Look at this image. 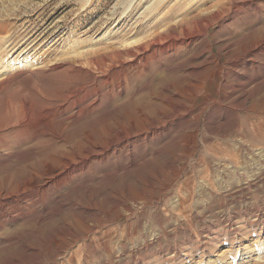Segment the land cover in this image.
Returning <instances> with one entry per match:
<instances>
[{"label": "rangeland", "instance_id": "rangeland-1", "mask_svg": "<svg viewBox=\"0 0 264 264\" xmlns=\"http://www.w3.org/2000/svg\"><path fill=\"white\" fill-rule=\"evenodd\" d=\"M145 1L0 0V66L19 53L9 42L36 36L41 61L0 82V132L15 131L0 153V264H264V0H234L195 46L119 58L110 31ZM212 54L236 91L222 102L220 71L201 67L215 101L186 110L205 97L186 70ZM82 84L95 95L61 114ZM22 98L53 107L8 123L4 105ZM98 144L64 183L39 187Z\"/></svg>", "mask_w": 264, "mask_h": 264}, {"label": "bare ground", "instance_id": "bare-ground-1", "mask_svg": "<svg viewBox=\"0 0 264 264\" xmlns=\"http://www.w3.org/2000/svg\"><path fill=\"white\" fill-rule=\"evenodd\" d=\"M210 2L208 3V1H206V0H146L145 2H143L141 4V7L139 9L140 11L138 10L132 16L131 19L133 20V22L126 25L123 28V30H121L119 35H116L118 33L117 30H115L114 33L112 31H110L113 35L116 36V37L110 38L111 43H114V44L117 43L122 48L126 49L123 52L118 51L116 54L118 55L119 58H123V57H125L124 55H127L129 57H132V59H133L138 54L139 51H147L149 48H152V46H155V45H157L158 49H155L153 53L168 52V51L171 52L177 46H179V47L183 46V49L191 47V46H195L196 42L198 43L200 37H203L204 34H206L209 31V28L216 22V20H218V18H219L218 16L221 15V13L223 14V12L228 10L230 8V6L232 4H234V0H227L225 2H221V1H213L212 2V0H211ZM236 5H237V2H236ZM234 7H235V5H234ZM236 10L237 11L240 10L239 6H238V8H236ZM139 30H145V32L142 35V39L138 38L139 36L138 37L136 36V38L134 36L132 37V34H134L135 32H137ZM38 37L37 36L34 37V39L32 41L28 40L29 41L28 43H26V41L20 42V40H13L12 42H9L10 44H8V45H12V46H9V47H11L10 51L11 50L14 52L19 51V53L16 56L14 55L15 57L13 59H10V60L5 61L4 63H1V66H0V82L3 81L4 78L7 77L6 74H8L10 71L18 70L22 67L36 66L37 63L41 62L36 57H34L33 55H29L30 50L33 48ZM33 42H35V43H33ZM258 45H264V34L262 35V38L259 41V43L257 45L255 44L254 46L256 47ZM251 49H253V47ZM24 54H26V55L23 56ZM112 57H113V59L115 58L114 56H112ZM41 58H43V55ZM205 59H202V60L197 61V62H193L191 64V68L188 69V71L186 70L185 74L189 77L186 79L185 83L183 84L184 87L194 97H197L198 95H200V97L205 96L203 98V100L196 101L195 103H193V105H192V107H190V109H186V110H192V108L195 109V106H199V104L204 105V104H207V102H210V101L214 102L215 101V96L206 97V96H208V93H209L208 91L212 90V86L211 87L209 85L203 86L202 77L200 74L202 72L200 70H198L201 67H203L205 69L206 68L211 69V71H214V72H212L214 75H215V72L217 69L220 71V72H218V74H216L217 77L215 80V84H212V85H214L216 87L217 94H220L222 96V98H221L222 102H226L229 99V97H231L232 94H234L236 91L235 88L231 85V83L228 80H225L226 78L224 79V74L222 73L221 65L219 64L220 57L214 56L212 54V56L210 57V60L213 62L214 66L209 65L210 67L207 66L208 62H206ZM52 64H55L56 68L61 65L59 62H56V61H55V63H52ZM64 71L69 72L70 68L69 69L66 68ZM86 73H89V72L86 71ZM64 74H66V73L64 72ZM185 74H184V76H185ZM8 80H9V78H8ZM82 85L83 86H79V87H76V88L71 89V90L69 89L70 92L68 94L64 95V102L57 106L58 108H60L59 111L61 112V114H66L71 109L72 105L73 106L76 104L81 105L84 101L88 100L90 97H93L94 93H92L90 91L86 92L85 89L87 87H85L84 84H82ZM87 86H88V84H87ZM215 87H213V88H215ZM83 91H85V93L82 95L81 98L78 99L75 97V96L79 95V93H82ZM74 97L76 99H78L76 103H73L70 101ZM96 97H98V96H96ZM90 102H91V100H90ZM37 104H40V103H37ZM37 104L31 98H22L21 101L16 105H13V103L7 102V104L4 105L5 110H6L5 111L6 112V114H5L6 115V118H5L6 121H8V123H12V121H15V123L33 122L34 115L36 114V116H37L36 122H37L38 118L40 119L42 117H45L44 116L45 112H43L44 110H47V109L53 107V104L49 103L48 101H43V104L40 106ZM184 104L185 103H183V106H184ZM181 106H182V104H181ZM183 111H184V109H183ZM5 115H3V116H5ZM0 127L2 128V124L0 125ZM18 129H19V127H18ZM13 133H15V131L0 132V153H1V151H3L2 148H5V147H8V149L13 148L15 143L13 142L12 145L10 144L11 142L8 143V140H9L8 137H10L11 134H13ZM124 135H126V134H124ZM17 136H19V135H17ZM132 136L133 135H126L127 139H130V137H132ZM94 147H96V148H94ZM57 148H61V147H57ZM105 150H106L105 146L98 144L96 146L85 147L84 152H82L80 154H76V155L65 154L64 155L65 160L62 161L59 170H56L54 173L47 174L45 176L43 184L39 185V187L45 188L46 185L51 184V183H54L55 185H59V184L64 183V181L66 180V177L68 179V177L73 172V170L75 169V166L78 162H84L87 158H89V156L102 154ZM62 152H64V150ZM20 192H23V191H19V194H20ZM28 193H30V192H28ZM31 193H32V190H31ZM32 194H34V193H32ZM23 195L24 194H21V196H20L21 199L23 198ZM26 196H28V195H26ZM6 197H8V196H6ZM181 200L182 201L180 203L178 202V205L180 204L183 207V199L181 198ZM4 201H7V200L4 198ZM4 201L2 202V206L6 204V202H4ZM224 250H226V249H224ZM237 251H239V250H237ZM237 251H235V252H237ZM223 258H224V255H223Z\"/></svg>", "mask_w": 264, "mask_h": 264}]
</instances>
